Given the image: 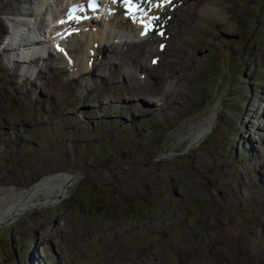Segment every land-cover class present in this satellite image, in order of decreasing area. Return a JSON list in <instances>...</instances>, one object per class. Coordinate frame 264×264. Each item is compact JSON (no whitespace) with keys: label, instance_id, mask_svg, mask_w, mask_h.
<instances>
[{"label":"rangeland","instance_id":"1","mask_svg":"<svg viewBox=\"0 0 264 264\" xmlns=\"http://www.w3.org/2000/svg\"><path fill=\"white\" fill-rule=\"evenodd\" d=\"M176 1L183 4L173 24L186 36L184 47L173 58L172 35L168 56L159 64H151V56L142 60L163 75L190 64L185 69L193 88L188 97L195 98L179 106L161 111L157 106L166 96L150 92L147 100L129 103L130 110L121 101V111L99 113L96 119L92 114L86 119L74 107L79 123L70 117L61 125L60 116L47 122L34 116L40 107L35 97L52 101L54 108L61 104L44 92L47 81L37 79L43 90L28 93L0 80V196L8 199L9 186L30 187L46 174H77L59 203L48 205L42 193L35 209L0 229L5 264H32V249L39 255L35 264H264V205L254 209L250 195L239 197L247 172L254 189L264 192V142H255L264 132L241 127L243 118L256 116L250 103L264 109V0H221V16L203 28L195 25L193 0ZM187 17L192 23L183 21ZM8 29L0 27V34ZM0 54L5 62L7 55ZM112 60L119 61L115 55ZM171 60L176 63L170 68ZM138 68L127 62L120 72L138 79ZM18 73L17 68V74H7L8 81L18 82ZM147 83L154 85L150 79ZM99 84L123 96L116 84ZM172 87L168 92L174 93ZM79 97L77 91L70 96ZM215 108L212 129L188 147L191 134ZM31 111L38 125L16 124V117ZM259 120L264 124V116ZM251 142L262 155H253ZM42 233L51 234L46 245L38 243Z\"/></svg>","mask_w":264,"mask_h":264},{"label":"bare ground","instance_id":"2","mask_svg":"<svg viewBox=\"0 0 264 264\" xmlns=\"http://www.w3.org/2000/svg\"><path fill=\"white\" fill-rule=\"evenodd\" d=\"M1 2L0 27H8L10 30L0 34V46H2L0 53L7 55L3 59L8 62L7 65L6 61L1 59L0 54V66L3 68H0L1 71L3 70L0 80L10 83L13 87L21 86L28 93L43 90L41 82H37V79L41 78L47 81L49 85L44 89V92L49 96H57L61 100V104L56 103L54 108L50 104L52 101L49 103L47 99L35 97L37 105L40 107H36L34 116L45 118L46 122L49 121L48 118L60 116L63 120L61 125H63L69 123L65 120L73 117L77 125L80 120L76 117L77 112L73 110L74 107H77V110L81 111L86 119L91 118L90 114L96 119L99 117V113L109 115L121 111V101L127 103L130 110L129 103L136 105L144 99L147 100L150 92L156 96H166L160 105L152 104L161 111L172 105L179 106L182 102L195 98L193 94L188 97L193 88L187 80L185 69L190 64L175 70L174 73H171L169 69L167 74L163 75L154 72L153 68L142 60L144 57L148 60L151 56L150 63L159 64L160 59L163 60L164 56H168L166 47L172 35H175L172 57L175 58L176 52L184 47L186 36L179 35L176 25L173 24V17L177 14L176 9L183 4L181 2L170 0V3L151 8L148 3H142L141 7L147 12V16H143L144 20L148 21L153 16L158 17V19L150 21L154 28H150L146 35H141L145 30L140 19L143 14L139 10L135 11L136 20L134 22L132 14L127 12L128 6L123 3V0H96L94 8L89 7L90 0H1ZM157 2L158 0H152L153 5ZM133 3H140V0H133ZM192 4L197 5L193 12L197 15L195 23L197 27H202L206 22L219 19L221 16V0H193ZM73 8L78 10L70 12ZM70 15L74 18L69 19ZM183 21L188 24L192 23L188 17ZM159 33H163V35ZM156 41L157 52L154 53ZM114 55L119 61L112 60ZM127 62L134 63L137 68L139 67L138 79L134 77L133 73L120 72V68ZM175 63L176 61L171 60L169 67L171 68ZM262 64H264V60ZM17 68L20 80L16 83L14 80L8 81L7 74L8 77L10 74H17ZM63 75H66L67 79ZM129 75L134 78L135 82L131 81ZM120 77L123 80H120ZM162 77L165 79L161 85ZM149 79L154 81L152 87H149L147 83ZM92 80L93 83L90 85L89 82ZM99 81L116 84L123 96L110 91L106 85L99 84ZM121 81L124 82L120 86ZM172 83L175 85L174 93L168 92L173 88ZM155 88H158V91L154 90ZM97 90H99L98 95L94 97ZM74 91L80 94L79 101L70 98ZM88 96L92 97L87 98ZM28 99L32 100L30 97ZM85 99L86 105L84 104ZM262 101L264 102V99ZM41 103L45 107L44 109ZM221 104H217L218 108ZM1 106L2 104L0 108ZM216 108L209 118L191 134L188 147H194L200 143L212 129ZM261 108L262 104L258 102L250 103L249 110L256 115L252 118L258 121L252 120V118L246 121L243 118L241 127L248 125L264 132V124L259 120L264 116V109L262 111ZM32 116L31 111L27 115L16 117L14 121L25 127H33L39 123H33ZM108 120L114 122L113 118ZM252 133L250 132V137ZM72 140L80 141L77 135L72 136ZM252 140L255 141L253 137ZM260 140L264 142V137L261 135L255 142ZM82 141L86 142L89 148L93 146L90 139L85 140L84 138ZM44 142H48V140H44ZM251 143L250 150L253 155L255 157L262 155L260 147ZM262 167L264 168V163ZM75 180H77V174L69 171H57L44 175L30 187L18 189L14 185L9 186L6 189L9 198L0 196L2 197L0 198V229L5 224L12 223L14 219L35 209V206L39 205L37 199L42 193L47 196L46 203L48 205H56L66 197ZM239 184L242 187L239 197L250 195L254 209H261V206L264 205V192L260 193L254 189L249 172L242 176ZM3 202H8V204L4 206ZM79 232H77V236H80ZM41 235L42 240L38 242L39 245H46L47 241H51V234L42 233ZM29 255L32 264H35V259L39 258L37 249H32ZM0 264H5L1 255Z\"/></svg>","mask_w":264,"mask_h":264},{"label":"snow or ice","instance_id":"3","mask_svg":"<svg viewBox=\"0 0 264 264\" xmlns=\"http://www.w3.org/2000/svg\"><path fill=\"white\" fill-rule=\"evenodd\" d=\"M145 2L148 3L150 8H151V7H160L161 4L170 3V0H158V2L155 5L152 4V0H140V3H136V4L133 3V0H123V3L126 6H128L127 12L129 14H132V19L134 22L136 20L135 11L139 10L143 14L140 19H141V23L143 24L145 30H144V32L141 33V35H146L147 32L150 30V28H154V26H152L150 24L151 20L158 19V17H155V16L150 17L148 21L143 19V16H147V12L144 11L143 7H141V4L145 3ZM95 6H96V0H90L89 7L94 8ZM76 10H78V9L73 8L70 10V12H75ZM72 18H74V17L70 15L69 19H72ZM159 34L163 35V33H159Z\"/></svg>","mask_w":264,"mask_h":264}]
</instances>
